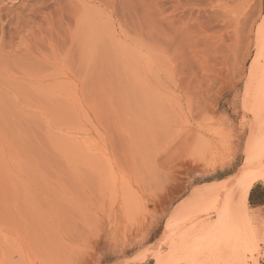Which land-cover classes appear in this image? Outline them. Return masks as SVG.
<instances>
[{
    "label": "rangeland",
    "instance_id": "obj_1",
    "mask_svg": "<svg viewBox=\"0 0 264 264\" xmlns=\"http://www.w3.org/2000/svg\"><path fill=\"white\" fill-rule=\"evenodd\" d=\"M118 1L103 0V69L92 31L60 40L48 112L0 116V264H264V132L233 53L216 58L196 0H135L127 25ZM216 7L253 11L250 40L264 26V0Z\"/></svg>",
    "mask_w": 264,
    "mask_h": 264
},
{
    "label": "bare ground",
    "instance_id": "obj_2",
    "mask_svg": "<svg viewBox=\"0 0 264 264\" xmlns=\"http://www.w3.org/2000/svg\"><path fill=\"white\" fill-rule=\"evenodd\" d=\"M26 1L30 0H0V90L4 89L3 92L0 91L1 117L17 116L16 114H13V109H16L18 105H22L26 108H35L34 110L39 109V112L40 109L42 111H47L48 106L52 105L51 99L54 91V85L57 81L56 73L58 69V51L60 40L64 41L62 42L64 45H70L71 48L76 44L78 45V48H82V42L79 41V43H76L73 38L79 36L81 31L82 34L87 33L89 30L92 31L97 35V37H99L100 42L93 46L89 67H91V69H94L95 67L103 69V0H45L34 6H27L23 4ZM129 1L119 0L115 6V12H117L115 14H118L119 21L121 23H125L126 25L129 24L128 21L133 24V21L137 18L134 4L131 3L135 0ZM196 1L199 3L201 10L198 11V13H201V16H203L202 25L206 28L205 30L203 28V30L205 33L210 31L209 34L207 33L210 36L208 38L209 40H212L210 43H212V47L217 50H215L216 54L218 55L223 52L227 53L228 51L233 53V63L229 75L233 78V80L240 78L237 82H243V87L248 95L247 98H249L248 109L250 113H252L253 117H255V120H253L252 123V131H249L256 134H259L260 131L263 133L264 38H262L261 33L264 34V26L261 27L259 31L260 33H253L254 35L252 40H250V36L252 35L251 33L253 32L252 29L255 23L259 20H253V11L247 12L241 19L236 17L232 20L231 16H229L228 13H225L226 11L217 10L216 2L218 0ZM7 3L12 5L7 7ZM87 3H94L95 8H86L88 7L86 6ZM231 25L232 27H229L232 28L231 34L229 35L230 32H228V34L226 32L223 34L222 31H225V29ZM202 33L204 32L202 31ZM204 38L205 37H203L202 40ZM205 40V42L203 40L205 44V49L204 47L203 49L207 50L206 48L209 40ZM210 43L209 45L211 46ZM204 44L202 43V46ZM210 46L208 47V50ZM212 47L209 51L212 50ZM216 54L214 55V58ZM220 55L216 58H220ZM225 55L228 59V53ZM224 61L225 59L222 60L224 64H221L225 66L227 65L225 64L227 61ZM215 62L218 63L217 61ZM247 62L249 63L248 67H246ZM227 69H229V66H227ZM82 79L85 81L103 80V74L97 71L95 73L90 72L88 75L83 76ZM47 81L50 84L49 93H46V91L39 84L37 86L34 84ZM10 84H12L14 88L18 85V88H15L16 92L14 95L12 94L13 91H11V88L9 87ZM30 95L36 98V104L30 103V105H27L22 103L23 97L25 96L27 99L32 100ZM9 97H11V99ZM38 100L39 103H37ZM247 102L245 103L244 101L245 106ZM248 109H245V111ZM47 112H44L43 114H47ZM219 116L221 118L222 115L219 114ZM244 123L246 124L245 121ZM242 124L240 122L241 127ZM16 126L17 128H23L29 125L25 124V122H21ZM219 131L218 133L222 134ZM260 182L264 185V177L260 178ZM247 195L248 194L245 196L246 199ZM234 214L235 211H233V215ZM219 218L221 217L219 216ZM215 229L216 227L214 230Z\"/></svg>",
    "mask_w": 264,
    "mask_h": 264
}]
</instances>
